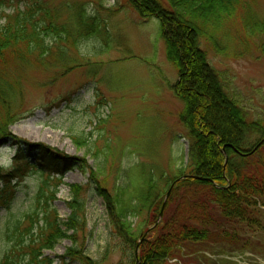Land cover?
I'll list each match as a JSON object with an SVG mask.
<instances>
[{"label":"rangeland","instance_id":"374dc122","mask_svg":"<svg viewBox=\"0 0 264 264\" xmlns=\"http://www.w3.org/2000/svg\"><path fill=\"white\" fill-rule=\"evenodd\" d=\"M42 1L59 12L65 27L72 29L77 27L76 16L81 12L96 16L102 37L78 42L77 50L68 58L70 63L63 61L57 69L33 64L25 68L21 90L11 105L15 120L8 130L29 146H17L8 140L1 143L0 173L20 167L22 172V164L14 162L18 154L31 163L39 159L41 153L32 144L40 143L54 149L57 155L61 153V157L74 158L66 165L56 162L62 176L51 206L59 220L65 221L70 213L67 203L72 188L79 185L85 209L84 223L76 232L78 245L91 258L102 260L100 264H117L122 252L114 247L118 241L107 200L99 190L105 192L108 200L117 194L123 200H138L146 186L156 182L163 194L153 200L152 209L131 218L133 227L141 224L146 228L148 218L156 210L154 227L164 218L186 221L193 209L196 192L192 185H180L166 196L170 179L180 172L190 176V140L178 119L183 103L172 89L177 71L166 59L159 20L142 18L128 0ZM22 3L23 0H5L0 15ZM250 8L253 14L244 16L238 10L213 33L218 50L213 49L207 33L200 39V46L225 92L244 112L251 126L248 128L258 125L264 130V35L251 33V23L264 19V0H253ZM70 17L74 19L70 21ZM248 131V148L255 146L240 154L251 160L258 147L264 155V145L260 146L264 144V132ZM46 153L42 164L55 163V156H47L48 149ZM253 169L249 165L245 172ZM27 172L9 182L4 180L6 177L0 178V259L11 245L6 238L7 229L22 215L43 205L44 198H38L39 189L46 182L49 187L43 186V191L48 196L52 177L59 175L37 169ZM2 200L7 203L2 204ZM258 222L253 230L244 228L238 236L245 244L242 250L225 243L192 247L187 252H194H185L184 259L188 256V264H264V207L258 212ZM153 226L148 225L147 231L141 233L138 247ZM71 245L72 241L64 238L43 252L58 264V257ZM106 250L108 255L104 254ZM167 264L184 263L169 260Z\"/></svg>","mask_w":264,"mask_h":264},{"label":"trees","instance_id":"16d2710c","mask_svg":"<svg viewBox=\"0 0 264 264\" xmlns=\"http://www.w3.org/2000/svg\"><path fill=\"white\" fill-rule=\"evenodd\" d=\"M4 1L0 0V7ZM252 1L128 0L142 18L159 20L166 59L177 71L172 89L183 103L178 119L190 140L187 167L190 175L200 178L186 177L180 172L170 179L168 186L174 183L172 190L183 184L194 187L196 196L190 217L186 221L164 218L154 227L158 212L156 210L154 216L147 213L150 216L148 225L154 228L148 230L147 239H142L139 247L137 241L149 227L143 228L141 224L133 227L131 218L152 209L153 200L163 194L158 191L156 182L147 185L138 200L132 197L123 200L118 194L108 200L105 192L99 190V194L107 200L114 237L118 241L114 247L122 252V259L117 264H167L171 259L188 264V256L184 258L194 252H187L192 247L223 243L241 247L237 250H242L245 244L238 236L244 228L251 231L258 225V212L264 207V155L259 152V147L254 150L255 158L251 160V157L240 153L255 146L248 148V130L258 134L264 130L258 125L248 128L251 126L244 112L225 92L217 72L209 65L206 52L200 46V39L207 33L213 49L218 50V42L211 37L213 33L222 22L228 23L238 10L244 16L250 15ZM0 19V144L8 140L17 146L28 147L26 141L13 136L8 130L15 120L11 105L21 90V74L32 64L57 69L63 61L70 63L68 58L77 50L78 42L92 36L100 38L102 32L99 19L84 12L76 16L75 29L65 27L61 14L51 10L42 0H23L21 7L1 13ZM73 19L70 17V21ZM251 24L254 29L252 35H264V19ZM32 146L41 153V157L31 163L24 155H16L14 162L21 163L24 172L20 171V167L4 175L0 173V178L6 177L4 180L9 182L35 169L59 175L55 178L51 176L54 182L48 196L43 191V186H48L46 182L39 189L38 198H44L43 205L25 213L7 229L6 238L11 245L3 253L0 264H54V260L43 251L52 249L64 238L72 241V245L58 257V264L75 261L100 264L102 260L93 259L83 252L76 237L77 230L84 223L85 203L80 196L81 187L75 185L72 188L73 194L67 203L70 213L65 221L59 220L51 206L62 176L56 162L62 161L66 165L69 159L74 158L61 157V153L57 155L54 149L40 143ZM47 149L50 152L47 156H55V163L51 165L42 164ZM249 165L253 166V171L245 172ZM180 177L184 178L178 180ZM1 203L7 201L2 200ZM107 252L104 254L108 255Z\"/></svg>","mask_w":264,"mask_h":264},{"label":"water","instance_id":"95a60500","mask_svg":"<svg viewBox=\"0 0 264 264\" xmlns=\"http://www.w3.org/2000/svg\"><path fill=\"white\" fill-rule=\"evenodd\" d=\"M186 177H192V178H196V179H199L200 177H198V176H194V175H187ZM182 178H184V177H180L178 180H180V179H182ZM171 188H172V185H171V187H170V189L167 191V194H166V196H168V194L170 193V190H171Z\"/></svg>","mask_w":264,"mask_h":264}]
</instances>
